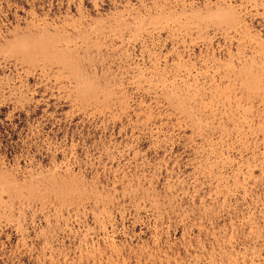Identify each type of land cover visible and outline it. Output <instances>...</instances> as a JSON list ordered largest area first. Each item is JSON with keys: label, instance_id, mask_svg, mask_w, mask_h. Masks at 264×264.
<instances>
[{"label": "rangeland", "instance_id": "1", "mask_svg": "<svg viewBox=\"0 0 264 264\" xmlns=\"http://www.w3.org/2000/svg\"><path fill=\"white\" fill-rule=\"evenodd\" d=\"M0 264H264V0H0Z\"/></svg>", "mask_w": 264, "mask_h": 264}]
</instances>
